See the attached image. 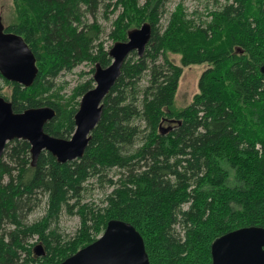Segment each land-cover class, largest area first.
Here are the masks:
<instances>
[{
  "label": "trees",
  "instance_id": "trees-1",
  "mask_svg": "<svg viewBox=\"0 0 264 264\" xmlns=\"http://www.w3.org/2000/svg\"><path fill=\"white\" fill-rule=\"evenodd\" d=\"M170 1L13 0L5 32L24 39L39 74L30 88L0 74V95L15 113L54 109L44 130L57 138H72L97 65L112 63L100 11L108 18L113 7L114 44L145 23L153 33L142 57L126 59L81 159L61 164L44 151L32 166L29 142L7 144L0 158V264H60L112 220L136 228L150 264H212L214 241L264 227V0H215L193 14L179 4L163 26ZM85 63L95 65L91 79L67 97L54 90L61 74ZM197 65H208L199 92L178 110L183 67ZM92 180L110 189L100 205L83 203ZM42 205L44 216L27 224ZM64 211L81 220L69 239L52 227Z\"/></svg>",
  "mask_w": 264,
  "mask_h": 264
},
{
  "label": "water",
  "instance_id": "water-1",
  "mask_svg": "<svg viewBox=\"0 0 264 264\" xmlns=\"http://www.w3.org/2000/svg\"><path fill=\"white\" fill-rule=\"evenodd\" d=\"M152 33L149 23L129 31L127 41L117 42L109 50L111 65L107 68L97 65L93 77L96 86L81 99L71 139L45 132L46 124L56 116L54 109L41 107L15 113L12 103L0 95V158L7 144L17 139L31 145L32 166L44 151L61 164L81 159L102 118L103 101L121 76L126 59L133 52L142 57ZM261 72L264 74V65ZM0 74L6 81L24 88L32 87L39 74L33 51L21 36L5 32L1 18ZM35 252L38 257L44 255L40 246ZM60 264H150V261L144 239L136 228L128 222L112 220L95 242ZM212 264H264V227L239 229L214 241Z\"/></svg>",
  "mask_w": 264,
  "mask_h": 264
},
{
  "label": "rangeland",
  "instance_id": "rangeland-1",
  "mask_svg": "<svg viewBox=\"0 0 264 264\" xmlns=\"http://www.w3.org/2000/svg\"><path fill=\"white\" fill-rule=\"evenodd\" d=\"M107 1L108 0H106V2ZM214 1L215 0H171L167 5L168 13L163 17L161 24L163 26L167 25L170 13L173 12L179 4L184 3V6L187 8L189 14H193V12L196 10H198L199 13H205L206 7H210L212 9L216 6ZM218 2L222 3L223 0H218ZM112 10L113 7H111V9L106 13L108 18L104 17V10H101L99 13V24L103 28L101 40L103 41L105 48L108 50H110L114 45V42L109 37V34L113 28L112 23L116 19V15L111 14ZM13 12V0H0V17L5 24L7 22H10ZM170 59L175 64L181 66V56L172 54L170 55ZM94 67V64L85 63L76 67L72 72H65L61 74L56 80V86L54 90H60V93L62 95H65L66 97L71 95L73 89L76 86L88 81L93 77V74H91V70ZM207 68L208 65L183 67V75L180 79L179 88L176 95V109L182 110L193 103L195 95L199 92V80L203 72ZM4 94L6 97H10L11 89L5 88ZM89 183L90 184L87 186L88 190L84 194L83 203H93L97 205L102 204L105 195L110 192V189L106 186L99 187L96 184L95 180H92ZM45 210V205H42L41 207L37 208L31 215L28 216V218L26 219V223L32 224L33 222L41 219L45 214ZM80 222L81 220L79 216L70 215L66 211H64L62 212L57 225L54 224L52 227L56 228L62 238L69 239L78 230Z\"/></svg>",
  "mask_w": 264,
  "mask_h": 264
}]
</instances>
